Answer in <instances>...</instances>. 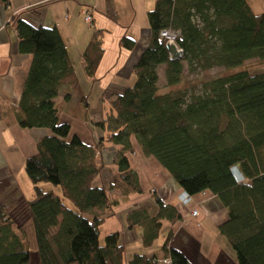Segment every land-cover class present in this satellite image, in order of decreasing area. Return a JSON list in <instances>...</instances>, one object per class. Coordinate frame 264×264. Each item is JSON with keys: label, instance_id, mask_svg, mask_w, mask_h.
<instances>
[{"label": "trees", "instance_id": "16d2710c", "mask_svg": "<svg viewBox=\"0 0 264 264\" xmlns=\"http://www.w3.org/2000/svg\"><path fill=\"white\" fill-rule=\"evenodd\" d=\"M147 20L150 38L132 66L135 82L108 100L109 112L96 124L107 133L95 145L59 121L69 95L58 104L54 99L62 86L76 88L78 78L58 30L15 21L18 50L31 57L17 123L46 128L50 135L25 160L33 190L25 209L16 200L0 205V264H29L34 254L39 264H123L118 234L99 239L113 203L94 181L109 165L106 147L119 146L111 157L116 173L109 190L124 197L143 193L124 155L133 152L131 139L182 191L191 197L209 191L227 208L219 233L236 264H264V14L254 15L245 0H156ZM163 29L178 33L181 59H170L159 39ZM101 35L95 30L82 54L91 80L104 54ZM120 46L130 51L135 42L122 37ZM185 64L189 72L227 70L203 82L197 94L158 93V66H164L166 86L172 87L181 82ZM233 169L243 182L235 180ZM44 184L59 192L44 190ZM152 201L155 214L141 207L126 216L129 227H143L147 245L161 220H180L172 205L155 195ZM163 249L162 259L134 256L129 264H160L166 258L189 264L166 243Z\"/></svg>", "mask_w": 264, "mask_h": 264}, {"label": "crops", "instance_id": "0c3cea01", "mask_svg": "<svg viewBox=\"0 0 264 264\" xmlns=\"http://www.w3.org/2000/svg\"><path fill=\"white\" fill-rule=\"evenodd\" d=\"M245 1L254 15L264 14V0H256L259 10L253 8L251 0ZM155 2L156 0H8L7 4L0 3V205L16 200L25 209L33 192L32 185L24 174L25 160L36 154L39 142L50 135L46 128H21L17 123L19 100L31 57L18 50L15 21L23 20L34 27L56 28L61 36L79 84L74 89L62 86L54 99L55 104L60 103L64 95L78 90L80 80L86 82V78L100 92V100L108 105V100L114 94L135 82L132 66L149 42L147 13L154 8ZM83 11L91 14L90 23L84 20ZM98 29L102 31L104 54L91 80L86 76L82 54L93 32ZM112 36L114 39H111ZM122 37L135 42L132 50H125L120 46ZM71 95L66 103L68 107L73 102ZM82 100L88 106L86 112H89L87 97ZM105 103L100 104V107L105 106ZM102 109L92 110L87 118L82 117L81 122L65 115L63 108L59 113V121L68 124L70 133L78 136L84 143L95 145L107 133L96 126L107 113ZM130 143L132 150L141 152L135 140L131 139ZM113 149L118 150L119 146L111 145L103 152V158L110 163L115 153L112 155L109 150ZM124 155L130 157V167L136 172L143 193L128 197L116 194L111 207L113 215L105 219L99 229L102 230L107 224L106 236L118 234V243L123 249V264H129L134 256H142L146 260L152 257L162 259L165 257V243L168 249L182 253L189 264H236L234 251L219 233V227L228 219V210L209 191L192 196L191 203L182 206L177 200L181 191L177 184L170 194L164 190L166 195L169 194L168 204L177 210L180 220H161L157 237L151 244H145L143 227H129L126 216L130 211L141 207H149V213L153 215L157 208L144 190L140 173L131 164V155L128 152ZM110 163L94 181V185L104 189L109 196V185L116 173V166ZM159 168V172H164L162 175L172 179L165 170L160 166ZM241 176L238 180L235 176L234 178L237 182H243L244 178ZM192 209L197 211V216L191 215ZM120 210L124 211L118 213ZM17 217L20 218L18 214ZM168 237L170 238L167 239ZM35 261L34 264H39L36 255Z\"/></svg>", "mask_w": 264, "mask_h": 264}, {"label": "rangeland", "instance_id": "374dc122", "mask_svg": "<svg viewBox=\"0 0 264 264\" xmlns=\"http://www.w3.org/2000/svg\"><path fill=\"white\" fill-rule=\"evenodd\" d=\"M250 4H252L253 8L255 10H259L258 5L256 0H251ZM115 35V34H114ZM111 39H114V36H112ZM113 44V43H112ZM115 45V42H114ZM245 66V65H244ZM222 70L219 68H214L211 70H208L206 72H189L186 64H185V69L182 75V79L181 82L178 85L169 87L166 86L165 83V78H164V66H160L158 67V93H167L169 91L174 92V94L177 93H186L187 96H189L190 94H197L200 92L201 87H202V83L210 80L214 77H218L222 74H226V70L224 73ZM231 71V69H228V71ZM85 81H81L80 80V88L76 91H71L70 93H68V95H71V99L73 102H71L70 106H66V104L63 105L62 109L64 108L65 111L64 114L67 115L68 117H73L75 120H79V121H83L82 117L87 118L90 114L92 110L95 109H102L105 112H109V107L108 105L104 102L100 100V92L93 86L92 82H88V80L85 78ZM79 84V81H78ZM96 86V85H95ZM71 90V89H70ZM83 97H87L86 103L88 102L89 107H90V111L86 112L87 109V105L85 104V101L82 100ZM99 98V99H98ZM105 106H102V108L100 107V104H104ZM79 104V106H78ZM84 109V110H83ZM83 110V111H82ZM86 112V113H84ZM103 117H104V113H103ZM103 133H106L105 131H103ZM118 150H109L110 153H112V155ZM107 153V152H106ZM105 153V154H106ZM131 155V164L133 166H135V170L140 173L139 176H141V179L143 181V185H144V190H146V192L150 195L151 199H152V195H155L156 198H159L162 202H164L165 204H168L167 201V196L170 194V191L172 190V188H174V186L176 187V183L170 179L169 177H167V175H162L164 172L160 171L159 165L155 162L154 159L150 158V159H146L140 151L138 150H133V152L130 154ZM130 158V157H129ZM110 163V162H109ZM108 165V163H107ZM109 166V165H108ZM106 173V172H105ZM136 173V172H135ZM161 173V174H160ZM234 173L236 175V170H234ZM239 178V176H238ZM28 183V180H26ZM114 181V179H113ZM43 189H53L55 190V192H59V190L57 188L51 187L47 184L43 185ZM164 190L166 192H169L168 195H166L164 193ZM173 191V190H172ZM110 203H114L116 198V194L119 196L120 194L116 191H110ZM145 194V193H144ZM109 195V194H108ZM178 196V195H177ZM125 201V200H123ZM122 201V203H124ZM152 203V202H151ZM150 203V204H151ZM127 204V203H126ZM151 207L153 208V204L151 205ZM124 210H120L118 213H121ZM102 230H99L100 234H99V239L101 241L104 240V237L106 236L105 233L108 232V226L107 224L105 225V227H102ZM107 234V233H106ZM35 261V255L31 256L30 259V263L29 264H34ZM160 264H163L162 262H160Z\"/></svg>", "mask_w": 264, "mask_h": 264}, {"label": "built area", "instance_id": "2783aa9c", "mask_svg": "<svg viewBox=\"0 0 264 264\" xmlns=\"http://www.w3.org/2000/svg\"><path fill=\"white\" fill-rule=\"evenodd\" d=\"M83 18L84 20L89 23L91 21V15L88 11H83L82 12ZM178 38V33L175 31H172L170 29H163L159 32V39L164 40L166 43L168 44H175L176 39ZM178 50L182 51L181 49H179L177 47ZM177 200L179 202L180 205L182 206H188L191 201H192V197L189 196L186 192L184 191H180V193L177 196ZM191 215L192 216H197V211L192 209L191 210ZM163 264H171L169 259L163 260L162 261Z\"/></svg>", "mask_w": 264, "mask_h": 264}, {"label": "water", "instance_id": "95a60500", "mask_svg": "<svg viewBox=\"0 0 264 264\" xmlns=\"http://www.w3.org/2000/svg\"><path fill=\"white\" fill-rule=\"evenodd\" d=\"M165 48H166L171 60L181 59L182 51L178 50L174 44L166 43Z\"/></svg>", "mask_w": 264, "mask_h": 264}, {"label": "clouds", "instance_id": "9594fccd", "mask_svg": "<svg viewBox=\"0 0 264 264\" xmlns=\"http://www.w3.org/2000/svg\"><path fill=\"white\" fill-rule=\"evenodd\" d=\"M175 46H176V45H175ZM176 47H177V46H176ZM234 170H235V169L232 170V173H233V175L235 176V178L238 180L239 178H238V176L235 175Z\"/></svg>", "mask_w": 264, "mask_h": 264}]
</instances>
